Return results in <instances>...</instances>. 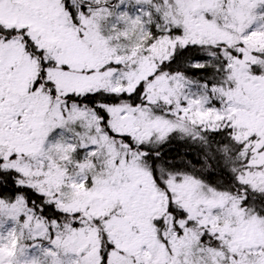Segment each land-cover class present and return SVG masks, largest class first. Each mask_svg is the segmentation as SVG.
Listing matches in <instances>:
<instances>
[{"label": "snow or ice", "instance_id": "1", "mask_svg": "<svg viewBox=\"0 0 264 264\" xmlns=\"http://www.w3.org/2000/svg\"><path fill=\"white\" fill-rule=\"evenodd\" d=\"M0 264H264V0H0Z\"/></svg>", "mask_w": 264, "mask_h": 264}]
</instances>
